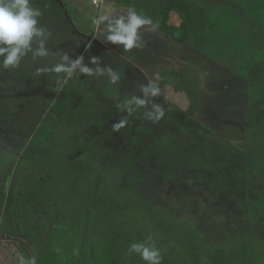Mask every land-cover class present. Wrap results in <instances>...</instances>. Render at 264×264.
<instances>
[{
  "label": "rangeland",
  "instance_id": "1",
  "mask_svg": "<svg viewBox=\"0 0 264 264\" xmlns=\"http://www.w3.org/2000/svg\"><path fill=\"white\" fill-rule=\"evenodd\" d=\"M93 1L32 0V7L40 12V42L44 49L51 46L53 50L51 56L37 58L38 70L50 71L26 77L25 72L20 74L22 71L14 67L4 68L7 53L0 56V71L20 74L5 81L0 77V102L20 113L24 100H19L17 107L1 100L7 86L17 94L14 86L20 81L22 95L30 98V102L25 100L26 107L31 106L26 108L27 114L33 116L22 123L13 121L12 115L8 122L14 129L12 137L24 142L19 149L7 146L9 152L0 153L6 154L4 158H16L6 161L0 173L2 192L12 183L24 185L33 175L36 166L26 165L25 157L31 160L38 155H59L70 161V170L95 172L98 176L103 170H118L123 191L149 201L205 242H262L264 147L260 139L245 131V120L264 105V1L188 0L209 12L213 26L205 33V45H172L154 22L155 31L147 30L153 25L141 30L138 42H146L144 52H125L122 45L106 42L108 33L101 29L107 21L96 24L93 31L90 28L92 21L103 15H126L129 8L140 14L151 0H97L98 6ZM178 17L174 11L173 19ZM64 56L68 59L64 60ZM80 56L81 66L93 70L111 67L122 74L121 81L112 85L106 72L88 76L79 68L71 76L51 71L58 64L70 67ZM92 57L98 58V64L91 63ZM161 65L191 69L199 82L198 109H189L184 93L162 88ZM151 79L156 81L161 95L150 98L148 109L127 116L128 124L114 132L112 125L126 116L115 107L116 102L142 95L139 86ZM152 103L162 105L165 116L145 124L137 117L142 114V119L147 120L143 113L151 110ZM39 104L43 110L37 108ZM30 123L29 133L24 132ZM198 132L219 136L222 142ZM0 135L5 140L12 138L10 134ZM78 140L88 145V164L78 159ZM248 143L261 146L262 151L249 150ZM201 159L207 164L198 163ZM8 206L9 201L1 208L6 210ZM7 217L1 212L0 264L37 260L44 251L48 228L36 227L38 235L30 240L7 232Z\"/></svg>",
  "mask_w": 264,
  "mask_h": 264
},
{
  "label": "trees",
  "instance_id": "2",
  "mask_svg": "<svg viewBox=\"0 0 264 264\" xmlns=\"http://www.w3.org/2000/svg\"><path fill=\"white\" fill-rule=\"evenodd\" d=\"M130 4L131 1L126 7ZM174 11L179 15L176 20L173 19ZM139 13L157 22L161 35L164 34L172 45L188 46L195 43L204 46L205 33L213 26L207 9L188 0H151ZM33 39L31 50L26 51L14 67L22 71L20 74L25 72L26 77L38 72L37 58L46 57L34 56V50L36 52L40 45L37 43H41V36L38 37V42L37 37ZM145 44L138 50L144 52ZM46 48L48 55L53 54L51 46ZM159 69L162 70L159 74L162 88L171 87L176 93H184L190 102L189 109H198L199 82L191 69L176 65H161ZM20 74L0 71V77L4 81L7 77L15 78ZM15 85L19 94L11 92L10 86H7V90L3 91L5 98L2 97L1 100H6L4 103L13 107H17L19 100H24V104L21 103L22 108L17 114L16 110L8 109L0 102L3 109L0 110V134L6 137L8 134L12 137L14 133V129L8 124L12 115L13 121L20 120L22 123L33 119L32 113L27 114L26 110L31 106L25 105V100L30 102L29 96L22 95L20 81ZM253 87L250 86L252 89ZM40 104L36 105L38 109L42 107ZM34 110L36 108L32 112ZM141 115L137 119L149 124V120L142 119ZM30 125L31 123L25 126L24 132L29 133L27 128ZM245 131L260 139L264 147V105H259L246 118ZM198 134L209 140L222 142L219 136H213L209 132ZM22 142L24 141H16L14 137H8V140L0 137V153L9 152L7 146L19 149ZM77 143L80 146L78 159L83 164H88L87 143L83 140H78ZM248 144L249 150L262 151L261 146ZM5 156L6 154L0 155V160H3L0 162V173L6 166V161L16 159L4 158ZM201 161L202 159L198 163ZM24 163L28 166L35 165L34 173L24 185L12 183L4 192L0 188V215L2 212L8 216L7 232L25 235L30 240L38 235L36 227L48 228L44 251L37 260L26 261L25 264L32 261L34 264H148L138 253L129 251L132 243L155 246L161 252V264H250L251 260L254 261L253 264H264L263 239L262 242L244 240L236 244H222L213 240L205 242L193 230L187 229L188 226L149 201L123 191L120 188L121 174L116 169L103 170L100 176L95 172L70 170V161L66 157L53 154L38 155L31 160L25 157ZM206 164L202 161V165ZM263 177L264 175L262 179ZM7 201L9 206L6 210L2 209L1 206ZM261 213L263 224L264 211Z\"/></svg>",
  "mask_w": 264,
  "mask_h": 264
},
{
  "label": "clouds",
  "instance_id": "3",
  "mask_svg": "<svg viewBox=\"0 0 264 264\" xmlns=\"http://www.w3.org/2000/svg\"><path fill=\"white\" fill-rule=\"evenodd\" d=\"M40 12L32 7V0H0V56L7 53L2 64L4 68L16 67L20 61V57L26 51L31 50V42L34 37L42 35V29L38 27V19ZM107 21L101 31L108 33L106 42L116 45H122L123 51L128 52L132 49H139L142 45L138 43L142 39L140 33L145 26L153 25L148 28V31H155L157 25L154 24L150 17L143 14H138L135 9L129 8L125 14L121 15H103L100 16L94 23L100 25L101 22ZM48 52L44 49L41 42L39 48L34 53V56L45 57ZM64 60L68 57L64 56ZM83 56H80L74 61L71 66L58 64L51 71L56 73H66L71 76L75 69L79 68L81 74L88 76L103 75L105 72L108 76V82L112 85H117L122 79V74L118 70H113L111 67L101 69L97 67L95 70L81 66ZM91 63L98 64V58L92 57ZM39 71L48 72L47 68ZM139 92L142 95H130L122 101H117L115 107L126 116L121 117L118 122L112 125L114 132H119L128 124L127 116L146 110L149 108L150 98H156L161 95V90L154 79L149 80L146 84L139 86ZM144 117L156 123L165 116V111L162 105L157 103L151 104L150 111H144ZM150 239V238H149ZM130 252L139 254L143 261L148 264H161L162 255L159 249L155 246H148L146 243H132L129 246ZM34 264V261L29 262Z\"/></svg>",
  "mask_w": 264,
  "mask_h": 264
},
{
  "label": "crops",
  "instance_id": "4",
  "mask_svg": "<svg viewBox=\"0 0 264 264\" xmlns=\"http://www.w3.org/2000/svg\"><path fill=\"white\" fill-rule=\"evenodd\" d=\"M79 18V17H78ZM81 18V17H80ZM97 20V19H96ZM96 20H93L92 21V23H93V25H92V27L90 28V30L94 27V29H95V27H96V23H94V21H96Z\"/></svg>",
  "mask_w": 264,
  "mask_h": 264
},
{
  "label": "built area",
  "instance_id": "5",
  "mask_svg": "<svg viewBox=\"0 0 264 264\" xmlns=\"http://www.w3.org/2000/svg\"><path fill=\"white\" fill-rule=\"evenodd\" d=\"M93 2H94V4H96V6L99 5L97 0H94ZM97 4H98V5H97Z\"/></svg>",
  "mask_w": 264,
  "mask_h": 264
}]
</instances>
